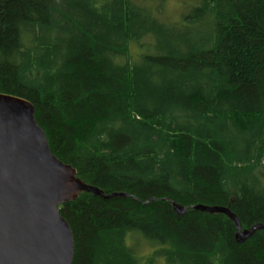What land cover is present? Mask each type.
I'll return each instance as SVG.
<instances>
[{"label":"trees","instance_id":"16d2710c","mask_svg":"<svg viewBox=\"0 0 264 264\" xmlns=\"http://www.w3.org/2000/svg\"><path fill=\"white\" fill-rule=\"evenodd\" d=\"M164 1L0 0V93L33 105L79 179L126 194L59 207L72 264H264V229L238 242L192 208L264 224V0L177 21Z\"/></svg>","mask_w":264,"mask_h":264},{"label":"water","instance_id":"95a60500","mask_svg":"<svg viewBox=\"0 0 264 264\" xmlns=\"http://www.w3.org/2000/svg\"><path fill=\"white\" fill-rule=\"evenodd\" d=\"M81 192L104 199L126 196L105 194L79 179L71 165L51 152L33 105L0 93V264H72L73 235L59 207ZM172 207L178 214L185 211L174 202ZM192 208L226 215L238 242L264 229L261 223L243 229L225 206L197 204Z\"/></svg>","mask_w":264,"mask_h":264},{"label":"rangeland","instance_id":"374dc122","mask_svg":"<svg viewBox=\"0 0 264 264\" xmlns=\"http://www.w3.org/2000/svg\"><path fill=\"white\" fill-rule=\"evenodd\" d=\"M151 5H158L159 0H153ZM196 0H165L164 1V15L162 17L173 18V21H177L181 15H183L188 8L195 4ZM178 6V7H177ZM179 13H178V8ZM176 17V18H175ZM134 53V48H131V54Z\"/></svg>","mask_w":264,"mask_h":264}]
</instances>
